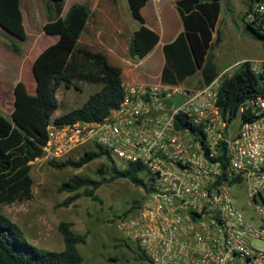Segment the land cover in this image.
I'll return each instance as SVG.
<instances>
[{
	"label": "built area",
	"instance_id": "2783aa9c",
	"mask_svg": "<svg viewBox=\"0 0 264 264\" xmlns=\"http://www.w3.org/2000/svg\"><path fill=\"white\" fill-rule=\"evenodd\" d=\"M242 21L264 49V6L250 4ZM263 65L251 68L262 79ZM221 75L189 89L121 83L118 105L99 121L46 127L44 159L98 146L114 161L142 167L143 197L116 228L148 264H264V99L245 102L255 119L237 115L229 129L216 104ZM239 186L255 214L251 223L231 199Z\"/></svg>",
	"mask_w": 264,
	"mask_h": 264
},
{
	"label": "trees",
	"instance_id": "16d2710c",
	"mask_svg": "<svg viewBox=\"0 0 264 264\" xmlns=\"http://www.w3.org/2000/svg\"><path fill=\"white\" fill-rule=\"evenodd\" d=\"M146 1L125 0L129 16L136 24L127 45V55L132 61L142 59L158 41L157 34L145 26L140 15V9ZM63 2L46 0V21L42 31L46 35L57 36V41L40 51L30 64L32 91L23 81H17L12 88L10 113L7 116L0 113V207L30 199V163L42 156L46 127L51 120L56 124L99 121L118 105L122 96L120 69L110 65L104 55L76 46L88 16L86 7L72 5L61 18ZM173 2L182 31L173 41L162 46L164 64L160 82L180 85L198 69L200 86L207 85L219 74L213 62L212 50L221 40L215 29L220 0ZM0 28L18 40L25 39L19 0H0ZM246 29L253 37H257L248 26ZM9 48L14 53L19 52L14 43H10ZM79 81L100 84V88L88 95L79 107L52 118L56 109L55 87L62 85L78 90L76 83ZM216 98L219 112L228 122L237 115L242 122L251 121L255 116L250 108H244V103L256 98L264 99V79L253 73L248 62H242L229 76L219 80ZM239 108H242V112L237 114ZM101 157L105 159L106 165L96 170L102 176L99 180L72 175L60 183L59 192L71 193L63 200L62 206L69 205L80 196L98 202L94 191L102 183L116 179H125L135 187L145 188L140 165L129 163L118 166L98 146L83 151L75 161L50 160L48 164L55 169H78ZM78 190L81 191L78 193ZM133 209H129L122 217ZM56 231L61 238L62 249H39L26 242L20 229L0 213V264H81L82 257L76 246L84 244L86 234L75 233L71 224L64 221L57 224ZM123 245L127 246L125 242Z\"/></svg>",
	"mask_w": 264,
	"mask_h": 264
},
{
	"label": "rangeland",
	"instance_id": "374dc122",
	"mask_svg": "<svg viewBox=\"0 0 264 264\" xmlns=\"http://www.w3.org/2000/svg\"><path fill=\"white\" fill-rule=\"evenodd\" d=\"M250 4L264 6V0H220L216 30L221 40L213 48L212 54L213 62L219 72L224 67L228 68L221 72L222 75L219 79L229 76L242 62H248L254 69L261 67L260 60L264 58L262 40L253 37L241 20L244 10ZM123 17L125 21L130 20L133 28L136 27L129 17L127 9ZM29 39L33 38L29 37ZM46 40L47 38L37 40L36 49L42 46ZM142 66L145 68L146 63ZM21 77L28 90L32 91L33 82L29 67L23 69ZM198 77L199 73H196L185 79L182 86L191 88ZM76 84L79 87L78 90L72 87L65 88L62 85L55 87L56 109L52 118L79 107L88 95L100 88V84L85 81H79ZM7 104V99L0 103V113L6 116L8 115ZM238 122V118L232 120L229 129L235 128ZM80 155L79 152H75L62 160L75 161ZM48 161L50 160L41 157L40 160L36 159L30 163L29 175L32 185L29 200L0 207V213L20 229L26 242L39 249L60 251L62 242L56 231V226L59 222L64 221L71 224V229L75 233L86 234L84 244L76 246L82 257L81 264H148L139 259L128 245H123L121 235L116 228V220L141 201L142 188L133 186L125 179H116L102 183L94 191L98 202L80 196L69 205L62 206L63 200L71 196V193L59 192L60 183L72 175L99 180L102 176L98 175L96 170L100 166L106 165L105 159L98 158L78 169H55L48 164ZM115 162L118 166L121 165L119 161ZM103 177L107 178L106 175ZM230 194L234 208L244 217L245 221L253 222L255 214L248 205L242 187L233 189ZM262 194L264 195V193ZM251 244L255 247H262L257 242H251ZM111 258L112 261L109 260Z\"/></svg>",
	"mask_w": 264,
	"mask_h": 264
},
{
	"label": "crops",
	"instance_id": "0c3cea01",
	"mask_svg": "<svg viewBox=\"0 0 264 264\" xmlns=\"http://www.w3.org/2000/svg\"><path fill=\"white\" fill-rule=\"evenodd\" d=\"M45 4L46 0H19V11L25 32L24 40H18L0 28V103L7 99L8 114L12 109L14 84L17 81L25 83L21 77L23 69L30 68L37 54L57 41V36L46 35L42 31L46 21ZM72 5H83L88 11L85 24L76 41L77 47L104 55L110 65L120 69L121 83L162 84L160 82V72L164 64L162 46L173 41L182 31L173 0H147L141 7V18L145 26L157 34L158 41L149 53L138 61H132L127 55L128 41L136 27L131 26L129 19L128 22L124 20L123 16L127 9L125 0H64L60 12L61 18ZM29 37L33 39L28 40ZM42 38L47 40L36 49L37 40ZM10 43L18 47V53L10 50ZM263 60L264 58L260 63ZM144 63H146L145 68L142 66ZM226 68L228 67H224L221 72ZM194 84L191 88L201 85L200 77Z\"/></svg>",
	"mask_w": 264,
	"mask_h": 264
}]
</instances>
